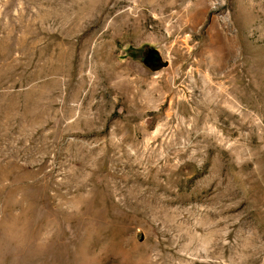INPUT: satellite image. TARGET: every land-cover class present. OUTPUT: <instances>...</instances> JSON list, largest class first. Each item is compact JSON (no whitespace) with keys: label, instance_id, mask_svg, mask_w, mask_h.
I'll return each mask as SVG.
<instances>
[{"label":"rangeland","instance_id":"1","mask_svg":"<svg viewBox=\"0 0 264 264\" xmlns=\"http://www.w3.org/2000/svg\"><path fill=\"white\" fill-rule=\"evenodd\" d=\"M0 264H264V0H0Z\"/></svg>","mask_w":264,"mask_h":264},{"label":"bare ground","instance_id":"2","mask_svg":"<svg viewBox=\"0 0 264 264\" xmlns=\"http://www.w3.org/2000/svg\"><path fill=\"white\" fill-rule=\"evenodd\" d=\"M173 1H175V0H173ZM180 1H182V0H180ZM152 3H153V1H152ZM170 3H171V1H170ZM167 5H168V3H167ZM176 5H177V3H176ZM158 8H160V7H158ZM161 10H163V9H161ZM157 11H160V10L158 9ZM174 13H176V12H174ZM157 15H159V14L157 13ZM139 16L140 15H138L137 17H131L129 13L128 14L123 13V15L121 16V19L124 18L123 24L129 25L135 29V28H137V26H138L137 24L139 23L138 22ZM172 18H174V17H172ZM159 20H161V19H159ZM140 23H142V22H140ZM164 23H165V21H164ZM139 26H140V24H139ZM225 29L222 27H220V29H218L219 38L217 39L218 40V43H217L218 47L215 48L216 51H215V49H213L211 51L208 45L195 44L192 48H187V50L189 52H187L185 55H183L180 53V46H179L180 39H177V38L174 41V44L171 46V53H174V56H176L175 62H178L179 60H184L186 62L185 66H187V62H188V65H190V69L191 68L198 69V70H195V69L192 70L191 69L190 70L191 74L194 73L195 71L199 72L201 69H205L206 73L204 74L203 77L207 78V74H208V76L212 77L213 79H219V80L225 81L224 83L222 82V84L230 82V87L229 88H223L222 87V90H221L219 95H215V93H212L210 87L207 84H204V88H203L204 89V99H203V101L197 102L193 98H191V102L195 105L194 110H193L195 112V114L198 113V111L201 109L205 110V108L210 103V97L211 96L215 95L214 96L215 101H216V99H218V101H222L226 95V92H228L229 94L235 93L236 95L241 93L242 76H241V71H240V62H241V60H243V59H241V56L243 55V54L241 55V51H243V50L240 51V49L237 47V41L234 42L233 38L226 33L227 31H225ZM129 31H128V33H129ZM124 34H125V31H124ZM168 34H169V32H168ZM172 34H173V32H171V34H169V35L172 36ZM183 43L186 46H188L190 44V40L188 38H186V40ZM190 60H191V62H190ZM244 60H245V58H244ZM227 79H229V81ZM218 101H216V103H220ZM182 104H183V102L178 103V108H179L180 114H184V112H183L184 110H182ZM145 114H148V112H146Z\"/></svg>","mask_w":264,"mask_h":264},{"label":"flooded vegetation","instance_id":"3","mask_svg":"<svg viewBox=\"0 0 264 264\" xmlns=\"http://www.w3.org/2000/svg\"><path fill=\"white\" fill-rule=\"evenodd\" d=\"M143 60L150 66H153L155 65L156 57L153 53H147V55L143 57Z\"/></svg>","mask_w":264,"mask_h":264}]
</instances>
